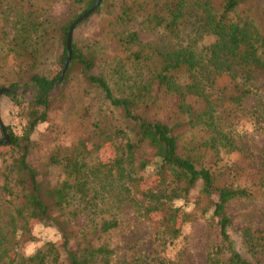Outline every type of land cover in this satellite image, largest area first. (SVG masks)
Masks as SVG:
<instances>
[{
	"label": "trees",
	"instance_id": "1",
	"mask_svg": "<svg viewBox=\"0 0 264 264\" xmlns=\"http://www.w3.org/2000/svg\"><path fill=\"white\" fill-rule=\"evenodd\" d=\"M94 2L88 0L83 13ZM112 6L101 0L86 18ZM117 8L110 23L125 26L138 17L176 46L162 50L143 43L135 30L116 32L127 53L111 72L118 83L116 92L105 76L94 72L95 58L78 51L71 39L65 73L77 62L85 80L109 102V115L118 121L110 126L97 119L86 137L50 155L49 164L63 172V179L54 184L37 178L27 154L30 133L47 118L60 72L55 78L39 73L29 76L33 92L23 134H14L0 121L7 136L1 144L18 149L7 171L21 193L20 201L0 221V264L10 253L12 239L26 235L31 216L54 224L61 241L47 243L22 258V264H151L134 253L116 262L112 242L120 219L108 206V197L113 207L125 202L140 218L155 220L162 240L172 242L189 215L174 202L195 190L208 201L203 211L209 213L201 215L218 228V240L207 251L206 264H259L264 257L263 230L243 228V251L230 234L233 218L227 213L232 200L250 197L253 191L227 182L228 178L219 182L221 175L233 179L231 167L238 165L218 163L223 156L243 154L235 126L244 111L243 101L254 94L253 80L264 77V0H120ZM74 20L62 27V66L67 29ZM204 36L213 41L204 44ZM6 88L5 94L19 96L11 91L18 84ZM167 106L170 116L167 112L162 117L147 116L148 110L166 111ZM252 108V116H264V102ZM105 148L112 151L111 157H103ZM261 159L264 169V145ZM153 178L155 183L145 187L143 183ZM4 187L9 192L7 184ZM157 214L159 218L154 219ZM79 217L85 218L81 226L75 224ZM156 264L182 263L161 257Z\"/></svg>",
	"mask_w": 264,
	"mask_h": 264
},
{
	"label": "rangeland",
	"instance_id": "2",
	"mask_svg": "<svg viewBox=\"0 0 264 264\" xmlns=\"http://www.w3.org/2000/svg\"><path fill=\"white\" fill-rule=\"evenodd\" d=\"M88 0H0V89L12 83L18 84L11 90L17 97L0 92V121L9 126L16 135H22L29 116L28 104L32 99V88L28 78L33 73L47 77H56L61 72V57L64 47L62 27L83 13ZM120 0H108L113 5L107 11L92 13L88 18L75 26L72 31V43L78 51L91 54L95 58L94 72L105 76L111 86L116 89L117 81L111 75L117 62L127 53L118 43L116 32L135 30L143 43H151L165 50L176 46L174 40L151 30L142 24L137 17L128 25L110 23L117 11ZM203 43L213 41L211 36H204ZM254 94L243 101L244 111L236 124L237 143L245 155L235 153L222 157V162L237 163L235 176L221 175L219 182L233 181L237 186H245L253 191V195L237 198L230 202L227 213L233 218L230 234L236 243L242 244V230L250 225L261 228L264 232V169L261 149L264 145V116L254 117L250 110L258 102L263 105L264 77L254 80ZM117 92V91H116ZM169 106V105H168ZM166 111L151 109L147 116L155 113L162 117ZM109 102L101 91L91 86L84 78L81 67L73 62L54 88L48 107V115L44 122L38 123L29 136L27 162L36 169L37 178L43 183L54 184L63 179L59 166L49 164L50 155L64 150L79 138L87 136L93 122L103 119V124H115V115H109ZM107 116V117H105ZM186 137V134H184ZM3 132L0 126V221L7 218L12 207L20 201V187L15 186V177L8 174L7 167L18 156V149L12 145L1 144ZM23 145V144H22ZM103 157H111L112 151L105 148ZM207 161V157L205 159ZM228 165V164H227ZM155 178L143 184L148 187L155 183ZM4 184H7L6 190ZM215 197V196H214ZM208 201L200 196L198 190L189 194L185 200H177L175 206L182 207L189 213L180 226L178 236L172 242H164L158 231L155 220L140 218L131 207L124 203L110 206L118 215L119 228L115 233L112 245L115 247L117 263L134 253L135 258L156 264L159 258L177 259L182 264H206V254L212 244L218 240V228L212 219H206ZM208 207V206H207ZM155 215L154 219H158ZM28 231L21 238L12 239L9 244L10 253L2 264H22V258L33 254L47 243L59 244L61 233L50 221H41L35 217H27ZM181 219V213L178 221ZM85 218L79 217L75 224L81 226ZM15 241V243H14ZM250 257L249 253H245ZM252 260V257H250ZM264 264V257L260 263Z\"/></svg>",
	"mask_w": 264,
	"mask_h": 264
},
{
	"label": "water",
	"instance_id": "3",
	"mask_svg": "<svg viewBox=\"0 0 264 264\" xmlns=\"http://www.w3.org/2000/svg\"><path fill=\"white\" fill-rule=\"evenodd\" d=\"M101 0H95V2L92 4V6L87 10L85 11L84 13H82L80 16H78L68 27L67 29V35H66V51H67V55H66V58L64 60V63H63V66H62V69H61V72H60V75H59V78H58V81L62 78L65 70H66V67L68 65V62L70 60V53H71V37H72V31H73V28L75 26L76 23H78L79 21H81L82 19L86 18L91 12H93L96 7L100 4ZM9 89L7 88H1L0 89V92H3V91H8ZM2 129V132L4 134V138H3V141L7 140V136H6V133H4V130L3 128L1 127Z\"/></svg>",
	"mask_w": 264,
	"mask_h": 264
}]
</instances>
